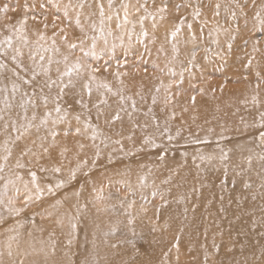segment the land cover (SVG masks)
<instances>
[{
    "label": "rangeland",
    "instance_id": "rangeland-1",
    "mask_svg": "<svg viewBox=\"0 0 264 264\" xmlns=\"http://www.w3.org/2000/svg\"><path fill=\"white\" fill-rule=\"evenodd\" d=\"M69 2L0 0V8L5 4L9 6L7 13L0 12V41L13 36V48H8L6 44L0 48L4 53L0 55V62L7 66L0 70V88L7 89V92H0V108L4 107L7 95L13 104L10 110L12 118L18 122L23 109L19 107V93L15 99L11 93L12 83H21L10 71L15 68L11 60L15 54L13 49L20 47L23 55L18 60L30 66L29 53L36 50L39 34L44 33L49 38L47 42L40 41V44L51 48V37L55 33L60 52L43 54L53 60L61 59L62 54L67 53L61 36L66 34L72 42L84 39V33L75 25L76 12L69 9V16H64V7ZM71 3L76 4L77 0H71ZM88 3L91 7L85 6L81 23L84 31L91 36L90 24L99 23L98 3H103L106 14L110 10L108 0H88ZM130 3L135 5L136 0H130ZM159 3L160 0H157ZM177 3H184L187 7L176 12L174 5ZM239 3L243 12L236 6V0H171L165 20L157 18L155 28L151 18L144 22L149 33L146 43L150 56L145 54L144 45L137 43L135 35L129 41L127 34H123L121 46L118 37L122 33L116 29L113 20V35L108 37V41L109 46L116 44V50L111 66L107 72L104 71V61L109 59L108 56L96 62L89 60V63L100 67L98 77L106 81L113 92L123 89L125 96L136 100L137 110L133 112L131 102L125 101L123 107L127 112H121V120L110 125L106 120L121 107L119 96L106 93L108 104L101 105L104 115L97 119V109L92 105L104 97L94 91L90 100L85 96L88 109H82L75 103L78 98L75 92L79 86L69 91L65 107L71 105V127L74 129L77 126L75 115L79 114L81 121L90 117V123L102 133L95 141L100 148V158L93 165L96 147L86 136L64 138L61 135L59 142L72 149L62 160V172L42 173L37 165H31L32 170L37 171L42 186L54 185L61 179L65 185L54 195H45L42 201L28 207L24 206V192L20 185V198L14 205L23 209L20 214L0 211V264H264V160L260 159L264 156V139L260 136L264 132V120L261 119V113H264V83L257 89L255 77L256 70L264 75V30L260 29L255 19L258 11L264 16V0H239ZM216 4L220 5L218 16L215 15ZM120 6L121 0H113V8L120 10L122 16ZM197 9L201 15L194 20L193 12ZM141 14L132 15L130 19L136 20ZM25 16L27 23L24 31L29 44L21 46L14 29L20 27V21ZM181 17H186L187 23L193 25L195 43L186 26L175 41L171 40L170 32ZM6 25L14 26L13 31H9ZM61 29L64 31L61 32ZM139 31L137 24L135 32ZM153 36L155 43L151 42ZM90 43L87 40L85 46ZM173 43L179 49L176 59H173ZM229 43L232 44L230 54ZM254 45L259 51L253 50ZM103 47V41H98L97 48ZM205 48L211 51L206 54ZM192 52L196 54L199 67L193 69L191 76L185 71L183 83H179V73L187 66ZM216 53L222 54L224 60ZM75 55L80 54L77 52ZM205 55L208 59H204ZM249 59L252 67L246 69ZM117 60L121 64L127 60V66L119 69L127 75L119 80L113 75L117 70ZM153 64L157 67L154 68ZM56 67L53 63V78ZM60 67L63 68V65ZM170 68L175 76L169 72ZM21 75L25 74L21 72ZM169 84L172 85L169 90L172 100L166 104L168 93L165 86ZM22 87L31 93V87ZM157 87H160L159 93L156 92ZM52 94H55V89ZM153 95L157 97L155 105L151 102ZM253 96L257 97L258 103L253 102ZM52 107L50 103L48 108ZM32 111L29 108V116ZM44 111L41 106L37 115L42 116ZM172 113H175L174 119H170ZM145 124L146 129L143 127ZM67 126L58 125L57 130ZM129 134H133L132 140L126 138ZM169 134L174 137L172 141L167 139ZM11 135L14 138L15 133ZM145 136H153L162 147L142 146ZM7 137L8 133L0 127V158L7 155L3 149ZM105 137L109 138L107 146L101 143ZM35 138L33 132L15 144H8L12 156L7 162L0 159V163L5 164V171L0 175L7 179L12 175L10 170H13L18 171L24 180L30 179L28 169H15V164L26 147H33L31 141ZM116 140H121L123 151L119 144L114 143ZM77 142L84 145L83 150H78ZM222 150L227 153L226 160L221 159ZM165 151L164 158L160 159ZM200 156L205 159L201 160ZM30 159L33 158L26 156L21 162L27 164ZM84 160H87V165L77 171L75 179H70V170ZM41 163L51 166L43 160ZM85 172L87 175H84ZM94 187H103L105 195L113 194V199L107 203L116 205V212L96 211L92 204ZM154 189L164 193V200L159 196L151 198ZM141 194L148 196L151 202L146 205L147 215L138 216L134 231H131L126 217L120 214L123 209L116 197L127 196L129 201L134 200L135 212L143 203ZM117 221L121 223L117 224ZM153 227L156 231H152ZM114 228L115 235H105Z\"/></svg>",
    "mask_w": 264,
    "mask_h": 264
},
{
    "label": "snow or ice",
    "instance_id": "snow-or-ice-1",
    "mask_svg": "<svg viewBox=\"0 0 264 264\" xmlns=\"http://www.w3.org/2000/svg\"><path fill=\"white\" fill-rule=\"evenodd\" d=\"M171 0H160V3L157 4V0H136V4L132 5L129 2H124L121 0L120 8L123 11V15L121 16L120 10L113 8V0H108V8L110 12L108 14L105 13L103 3H98L99 8V23L92 22L90 24V29L92 31V35L88 36V34L84 31V26L81 23V15L85 6L91 7V4L88 3V0H77L76 4H72L71 0L68 5L64 7V16H69V9H72L76 12L75 16V25L80 29L82 33H84V39H77V41L72 42L69 40L68 36L65 34L61 36V42L67 49L66 54H62V58L58 60H53L51 56L46 57L43 53H47L49 51H53L55 53L60 52V48L57 46L56 41V34L54 33L51 37V48L44 47L43 44H40V41H45L49 39L46 37L44 33H40L37 40V48L34 52L29 53V59L32 61L30 66H25L21 60H18V57H22L23 53L21 52L20 47H16L13 49L14 55H12L11 60L13 64H15V68L10 69L12 75L16 78L17 81L21 83L13 82L11 87V93L13 99H15L17 93L20 95V103L19 107L23 109V115L19 117V122L16 119L12 118L11 109L13 108V104L9 101L8 96L5 95L4 97V107L0 108V127L8 133L7 139L4 141L3 149L7 153V155L3 156L0 159L7 162L9 158L12 156V149L8 147V144L11 142L15 144L17 141H20L25 136H30L35 133L36 138L31 141L33 147H26L20 154V158L17 159L15 164V169H28V176L30 177L29 180H24V177L18 172L13 171L12 175L9 178L5 179L3 175H0V181H3L0 184V211H7L9 214L12 215H19L20 212L23 210L21 208L14 207L16 201L20 198V192L22 185L24 197L23 203L25 207L37 202L42 201L45 195H54L55 192L64 187L65 181L64 180H57L56 183L53 185L51 183L45 184L42 186L40 182V177L37 175L36 170H32L31 165L35 164L38 166V171L42 173H55L60 174L62 172V160L67 157V153H69L72 149L67 144H61L58 140L61 135L64 138L68 136H86L93 142V146L96 147V154L95 158L93 159V165H95L96 160L100 158V148L98 145L95 144V141L102 136L100 129L97 126H94L90 123V117L86 118L84 121H81V116L79 114L75 115L74 119L77 122V126L73 129L71 127V119L69 112V108L71 105L65 107L66 97L69 94V91L76 90L79 86V90L75 92V95L78 97L75 100V103L78 104L82 109H88V103L85 100V96L90 100L93 92L95 91L103 99H100L97 103L93 104L92 107L97 109V119H99L103 113V109L101 105H107L106 93H111L112 95L119 96V101L121 107L116 110V112L111 115L110 119H107L106 122L108 124H113L116 121L121 120V112H127V109L123 107L125 101H130V107L133 112L137 110L136 108V100H134L131 96H125L123 94V89H120L117 92H113L112 87L104 80H101L97 73L101 71L100 67L96 66L95 63H89V60L93 62L101 60L104 56H108V60L104 61L105 67L104 71L107 72L108 67H110V61L115 56L116 44L113 43L109 46L108 37L113 35L112 31V22L115 20V27L116 29L121 31V35L118 39L121 42V46H123V39L124 35L127 34L129 41H131L132 36H136L137 43L144 45L145 54L151 55V51L148 48V44L146 40L148 39L149 33L144 27L145 20L151 18L153 21V28L156 27L155 21L157 18L159 20H165L167 18L169 12V4ZM236 6L240 8L241 12H243V6L239 3V0H236ZM43 7V4H41ZM58 7V6H57ZM150 7L153 8L150 11ZM176 12H179L181 8L187 7L184 3H177L174 5ZM264 7V5H262ZM27 8V5H25ZM131 9V11H130ZM215 15H219L220 5H215ZM15 11V9H12ZM9 11V6L7 4L4 5L3 8H0V12L7 13ZM143 13L138 16L136 20L130 19V16ZM94 15V13H93ZM201 15L200 11L197 9L193 12V19L196 20ZM235 16V13H232ZM35 19V17H33ZM87 19V17H86ZM255 19L258 21L260 29L264 30V16H262L261 12H257ZM27 23V16H25L20 21V27L14 29V35L16 36L17 40L20 42L21 46H27L29 44L27 35L24 31V25ZM139 24L140 31L137 33L135 32L136 25ZM131 25V27H129ZM187 27L188 31L192 34V42L195 43L196 35L192 31L193 25L191 23H187L186 17H181L179 22L175 24L174 29L170 32V37L172 41H175L178 34L182 31L184 27ZM8 28L9 31H13L14 26H5ZM47 27V25H45ZM203 29L201 28V31ZM61 32L64 30L61 29ZM211 35V33H209ZM231 39H235V37H231ZM90 40L91 43L86 47V41ZM102 40L104 47L97 48V42ZM152 43H155V37H152ZM247 43V42H245ZM258 43V41H257ZM7 45L8 48H13V36L9 35L5 37L3 41H0V48L3 45ZM229 54L231 53L232 44L229 43L227 45ZM161 51L163 48L160 49ZM173 50V59H176L179 55V49L176 43L172 44ZM254 51H259L256 46H253ZM205 53L211 51V49L205 48ZM79 52L80 55H75ZM4 53L0 51V55ZM217 56L220 57L221 60H224V56L220 53H216ZM38 57V59H37ZM143 59V54L141 56ZM204 59H208V56L205 55ZM55 63L57 67L55 68L56 76L53 78L52 76V65ZM146 64L147 61H144ZM63 65V68L60 65ZM127 66V60L124 61L123 64L117 60V70L113 73V75L119 80L120 77L127 75L126 72H121L119 69L121 67ZM7 66L3 62H0V70L5 69ZM153 67H157V65L153 64ZM199 65L196 63V54L195 52L190 53L189 58L187 60V66L183 68V70L179 73L180 80L179 83H183L184 72H188L191 76L193 74V69L198 68ZM252 67V61L249 59L248 63L245 65L246 69ZM147 71V68H145ZM23 72L25 75H21ZM169 72L172 73L173 76L176 73L170 68ZM256 77V88L259 89L260 84L264 83V75H262L260 70L255 71ZM38 78L40 82L37 83ZM247 78V77H245ZM123 84V81H120ZM22 85H27L31 87V93L23 89ZM163 86V82H161ZM172 85L169 84L165 86V92L168 93L165 96V103L168 104L172 100V96L169 93ZM37 89L39 90L37 92ZM53 89H55V94L53 95ZM0 92H7L6 88H0ZM156 92H160V87L156 88ZM141 100L144 99L143 96L140 97ZM253 102L258 103V99L256 96H253ZM195 97H193V101ZM152 104L155 105L157 103V97L153 95L152 97ZM52 104L53 107L51 109L48 108L49 104ZM45 109L42 116L37 115V110L40 107ZM31 108L32 114L31 116L28 115V110ZM148 112L151 113L152 109L149 108ZM19 115V114H18ZM128 115L131 116V112H128ZM175 118V113H172L170 119ZM155 120V116L152 117ZM261 119L264 120V113H261ZM68 125L62 130H57L58 125ZM134 127H138V125H134ZM145 129L147 128V124L143 126ZM156 127L159 128V124H156ZM9 129L11 130L9 132ZM165 132L168 131L167 127L164 129ZM11 133H15V136L11 135ZM90 133V135H89ZM179 136V131L176 133ZM261 139H264V132L260 134ZM128 140L133 139V134H129L126 137ZM109 138L105 137L101 140V143H104L105 146L106 142ZM167 139L172 141L174 137L169 134ZM194 143H198L200 141H193ZM114 143L119 144L121 146V151H123V145L121 140H116ZM142 146H151V147H162V145L157 144L156 140L153 136H145L142 141ZM76 147L78 150H83L84 145L82 143L77 142ZM35 149V150H34ZM79 152H77V155ZM166 151L161 153L160 159L164 158ZM31 156L33 159H30L27 164L22 163L24 157ZM111 157H109V160ZM200 159L203 160L205 157L200 156ZM221 159H227V153H224L222 150ZM261 160H264V156L260 157ZM46 161L51 166H46V164H42L41 161ZM87 160L80 161L77 163L75 169L70 170V179L76 178V173L82 167L87 165ZM248 163L251 165V157L248 158ZM5 171V164L0 163V173ZM87 175V172L84 173ZM14 176V179L12 178ZM19 182V184H18ZM142 186L143 179L141 181ZM131 191V189H129ZM94 197L92 200L93 207L96 208L97 212L102 211H112L116 212V205L108 204V201L113 199V194L109 193L107 195L104 194L103 187L100 188H93ZM79 195V193H77ZM157 196L160 197L161 200H164V193L160 192L159 190H153L151 193V198L155 199ZM118 199V203L123 211L120 213L127 219V226L129 230L134 231L135 221L138 216L141 214L147 215L148 208L146 207L151 201L149 200L148 196L141 194V200L143 203L141 204L139 210L133 211L135 206V201H129L127 196L125 197H116ZM59 203V201L57 202ZM167 201H165V204ZM103 204V206H98ZM121 223L117 221V224ZM73 229L75 228V224L72 225ZM152 231H156V228L153 227ZM116 229L114 228L112 231L106 233L105 235H115ZM115 247L116 245H112ZM178 246V245H174ZM2 255V253H0ZM9 256L12 255L11 251L8 253ZM22 264V262H21Z\"/></svg>",
    "mask_w": 264,
    "mask_h": 264
}]
</instances>
